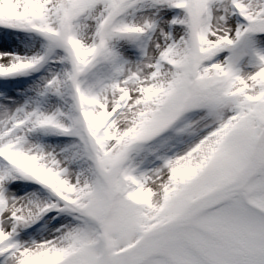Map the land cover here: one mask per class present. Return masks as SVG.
Wrapping results in <instances>:
<instances>
[{
    "label": "snow or ice",
    "instance_id": "1",
    "mask_svg": "<svg viewBox=\"0 0 264 264\" xmlns=\"http://www.w3.org/2000/svg\"><path fill=\"white\" fill-rule=\"evenodd\" d=\"M0 264H264V0H0Z\"/></svg>",
    "mask_w": 264,
    "mask_h": 264
}]
</instances>
